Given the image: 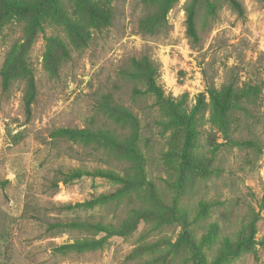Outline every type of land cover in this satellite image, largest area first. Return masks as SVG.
Listing matches in <instances>:
<instances>
[{"label": "rangeland", "instance_id": "obj_1", "mask_svg": "<svg viewBox=\"0 0 264 264\" xmlns=\"http://www.w3.org/2000/svg\"><path fill=\"white\" fill-rule=\"evenodd\" d=\"M190 1H176L165 23L150 31L141 23L152 10L146 0H112L111 24L92 30L86 44L62 26L47 25L32 37L26 18L3 27L0 70L12 47L21 46L37 94L27 116L24 81L17 78L4 89L0 75V264H192L182 232L199 241L210 229L203 249L208 261L228 250L224 264H264V0H237L242 14L227 0L201 3L194 40L185 25ZM50 36H59L67 49L64 55L56 47L55 72L44 65ZM143 56L156 68L164 93L185 94L188 106L208 85H257V96L229 115L230 139L211 121L206 97L192 150L196 168L178 198L183 132L164 128V110L142 77L122 74L132 58ZM105 94L139 119L146 183L138 188L100 176L58 181L72 168L135 173V163L119 148L50 136L56 127H100L125 138L132 127L102 110ZM131 218L134 226L106 236L99 249L55 250L106 235L74 228L73 221L119 227Z\"/></svg>", "mask_w": 264, "mask_h": 264}, {"label": "trees", "instance_id": "obj_2", "mask_svg": "<svg viewBox=\"0 0 264 264\" xmlns=\"http://www.w3.org/2000/svg\"><path fill=\"white\" fill-rule=\"evenodd\" d=\"M178 0H146V4L152 8L142 20V25L148 30L154 31L158 26L166 21V15L172 5ZM229 4L242 14V6L237 0H227ZM112 0H0V32L7 24L14 19H27L25 30L30 36H35L39 31H43L47 25L62 26L67 35L72 39H78L83 44L91 36V31H99L108 27L112 20L111 11ZM204 3L208 7H213L210 0H191L186 7L185 25L186 34L191 39L197 38V28L195 16L198 6ZM56 47L63 50L67 55L64 41L59 36H50L46 39L44 52L45 68L55 72L58 67V60L54 55ZM125 76L143 78L146 91L152 93L158 100L159 105L164 110L166 119L164 128L166 130L176 128L183 132V142L178 154L177 179L174 183L176 194L184 189L188 178V171L196 168V163L192 158V150L198 134L199 120L204 112L206 97L209 99V115L211 121L230 139L229 115L235 109H241L246 101H252L257 96V85L234 86L233 84H223L220 87L208 85L204 92H199L195 97V103L188 106L186 95L174 97L165 94L164 90L156 81V68L146 56L131 59V67L122 70ZM1 84L4 89L11 85L12 81L21 78L25 83L23 103L27 116L31 113V106L35 100L36 86L31 67L24 58L21 46L14 45L7 53L0 70ZM102 110L120 123L129 124L132 128L125 138H120L116 133L104 128L91 127H56L50 132L53 138H61L66 141L80 143H96L103 147L119 148L128 161L135 163V173L120 175L110 169L87 170L72 168L66 172H61L60 179L67 184L82 176H100L124 184L125 188H138L145 181L143 173V156L138 147L139 119L126 107L116 103L109 94L103 95L101 99ZM235 145H252L251 141H240L232 139ZM131 169V170H132ZM57 181V182H58ZM0 185L2 182L0 181ZM57 185V183H55ZM119 194V192L117 193ZM97 201H92L88 206H92ZM204 203H200V211L203 212ZM136 223L135 219L126 220L121 226L115 227L112 224L96 223L94 225L81 221H73L69 225L74 228H90L97 232L104 231L106 235L98 239H79L72 243H64L55 248L56 251L67 253L94 251L103 246L105 237L113 234H120L123 230L131 228ZM61 225V223H58ZM214 228V226L212 225ZM212 229L208 234L202 236L199 241H194L185 231L181 237L186 243L192 264H224L228 255V250L217 255L213 260L208 261L204 254V246L209 244L213 235Z\"/></svg>", "mask_w": 264, "mask_h": 264}]
</instances>
